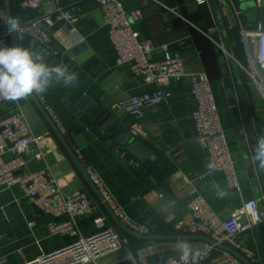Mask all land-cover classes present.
Here are the masks:
<instances>
[{
	"label": "crops",
	"instance_id": "obj_1",
	"mask_svg": "<svg viewBox=\"0 0 264 264\" xmlns=\"http://www.w3.org/2000/svg\"><path fill=\"white\" fill-rule=\"evenodd\" d=\"M120 2L126 12L141 11L143 21L135 29L143 39L154 47L166 44L170 50L178 51L187 72L202 70L207 75L221 126L230 137L228 146L236 165L239 191L230 190L221 173H209L202 178L206 172V152L196 139L191 117L195 100L188 79L171 82L168 86L170 98L164 103L144 109L138 120L117 110L115 106L119 102L153 92L156 87L145 85L135 78L129 66L115 65L116 55L95 0H44L36 18H55L61 14L53 15L55 12L64 11L70 12L75 19L72 23L56 22L47 30L52 49L49 53L53 57L51 63H48L68 65L70 72L78 74V79L73 86L61 82L50 87L46 93L33 96L64 136L83 169L95 172L102 188L132 224L149 230L145 237L189 236L181 231L180 224L190 221L186 205L192 198V192L201 196L219 218L229 217L244 202L256 199L260 204L262 222L250 232L242 234L240 239L246 248L255 252L259 264H264V226L260 227L264 223V186L257 168L253 166L254 179L250 180L244 166L245 160L250 159L253 154V149L247 137L245 152L239 146L236 130L243 132L245 121L236 83L227 62L223 66L221 58L218 60L219 76L209 75L205 57L192 37L193 31L199 35L202 33L187 20L192 16L196 17L198 27L206 29L207 35L203 36L213 46L209 36L217 30L214 22L207 24L200 7L195 6L192 0ZM218 8L221 17L226 18V13L219 6ZM25 9L20 0H0V13L5 17L17 18L20 24L32 20L29 14H23ZM27 10L33 13L32 10ZM230 38L233 42L231 35ZM0 43L6 46L19 43L30 47L25 35L19 42L16 34L9 35L4 22L0 24ZM32 49L36 50L37 47ZM153 58L159 60L161 53L157 51ZM224 69H227L225 73ZM241 75L253 132L257 137L264 134V102L249 78L243 73ZM224 77L229 78V88H225L222 83ZM229 94L234 97L237 108L238 116L235 118H232L228 108ZM82 99L87 101L84 110L95 106L94 123L99 127L98 129L86 123L87 130L94 136L87 142L81 136L71 137L66 130L76 121L75 111L70 106L76 108ZM7 113L23 114L31 134L42 138L40 150L43 158L31 161L27 166V173L47 169L63 194L81 190L97 206L90 215L75 220L78 232L76 238L50 235L47 230L49 218L22 197L18 190L0 191V264H30L42 255L73 243L78 237L91 236L97 232L93 221L98 217H104L121 238L127 239L129 253L135 262L154 264L182 255L177 247L181 241L146 242L125 234L116 226L30 97L1 106L0 117ZM80 120L84 122L86 119L82 117ZM77 139L80 140L76 142ZM76 143H81L80 147ZM131 147L145 156L144 162L133 156L129 151ZM10 159L8 154L4 155L0 158V163ZM30 223L34 224L32 228L28 226ZM183 242L193 247L199 241ZM99 264H132V261H127L125 255L119 253ZM191 264H211V260L209 257Z\"/></svg>",
	"mask_w": 264,
	"mask_h": 264
},
{
	"label": "built area",
	"instance_id": "obj_2",
	"mask_svg": "<svg viewBox=\"0 0 264 264\" xmlns=\"http://www.w3.org/2000/svg\"><path fill=\"white\" fill-rule=\"evenodd\" d=\"M195 6L208 4L207 0H192ZM257 16L264 11L263 0H253ZM103 26L107 29L108 40L113 48L117 67L129 66L132 75L145 85H153L156 90L144 93L119 102L117 110L133 120H138L143 110L170 98L168 86L171 82H180L188 79L191 94L195 100V109L192 120L196 139L203 145L206 152V172L221 173L230 190L239 191L235 164L231 158L227 132L222 128L218 110L214 101L210 82L204 71L187 72L183 65L180 53L170 50L168 45L154 47L143 39L136 31L135 26L143 21L140 10L126 12L120 0H95ZM22 7L38 12L44 0H20ZM221 10L226 13L229 8L234 18V27L239 35V47L242 58L237 59L241 73L247 76L257 89L264 102V24L256 19L253 25L247 24L244 14L233 0H217ZM55 18L44 16L25 22L21 25V32L28 38L30 48L42 47L52 52L48 29L56 22L72 23L75 21L70 12H59ZM5 17L0 13V18ZM4 21L0 19V24ZM233 47L236 43L233 40ZM224 59L227 58L223 45L218 46ZM161 58H153L156 52ZM236 59V58H235ZM246 65L247 68L244 66ZM8 102L0 98V107ZM264 110V108H263ZM133 131V128L132 130ZM238 136L241 130H236ZM42 138L31 134L29 124L21 113H7L0 117V158L11 156L7 162L0 163V191L18 190L22 197L28 200L41 214L58 219L66 216L67 221H49L47 230L50 235H67L77 237L78 232L75 220L91 214L97 203L81 191L74 190L63 194L49 171L42 170L36 173H27V166L31 161L43 158L40 150ZM209 165H212L210 170ZM87 175L97 188L104 202L118 221L130 232L146 236L149 230L132 224L121 210L114 204L112 198L100 185V181L93 170L87 169ZM191 200L186 205L190 221L180 224L184 234L201 236L209 239L216 245L227 247L242 255L249 264H259L254 251L246 248L240 239L242 234L250 232L261 224L262 214L260 204L256 199L244 202L238 210L227 218H219L213 214L205 200L192 192ZM97 232L91 236L78 237L73 243L49 254L42 255L30 264H99L115 254L123 253L127 261L135 262L128 249V241L121 238L115 229L109 226L104 217L94 221ZM33 223L28 224L29 228ZM198 251L194 261L209 258L211 264H239L230 254L217 249L205 242H198L192 247ZM154 264H180L177 258L160 260Z\"/></svg>",
	"mask_w": 264,
	"mask_h": 264
},
{
	"label": "water",
	"instance_id": "obj_3",
	"mask_svg": "<svg viewBox=\"0 0 264 264\" xmlns=\"http://www.w3.org/2000/svg\"><path fill=\"white\" fill-rule=\"evenodd\" d=\"M208 4L205 6H201L199 8L205 22L207 24H210L211 22H214L215 26H216V31L213 32L212 34H210L209 38L212 41V43L214 44L216 50H217V54L220 55L222 57V53L221 51L218 49V46L223 45L225 53L227 55V58L224 59L222 57V62L221 64L223 66L226 65V62L229 66L230 72L234 78V81L236 83V87L238 90V95H239V99H240V103L242 105V113L244 116V121H245V125H244V129L242 134L239 135L238 140H239V146L240 149L242 151L245 152V138L247 137L249 139V142L251 144L252 149L254 148L255 144H256V137L255 134L253 132V128H252V124H251V120H250V116H249V112H248V107H247V100H246V93H245V86H244V82H243V78L242 75L240 73V70L238 68L237 65V61L235 59V54H234V47L232 45L231 42V38H230V34L231 37L233 38V40L236 43L237 49L239 51H241V48L239 47V35L238 32L236 30V28L234 27V25H232L227 18H222L220 13H219V8H218V4H217V0H207ZM255 7V5H254ZM54 9H52L53 11ZM33 13H31V11L25 9V11H23L24 15L29 14L28 16H30V19L34 20L37 16V12L32 11ZM59 13L58 11L55 12L53 15ZM211 14H212V18H211ZM32 16V17H31ZM47 17V16H46ZM50 17V16H49ZM247 24H254L256 21V10L252 12V16L251 17H247L246 15L244 16ZM228 29L230 31V34L228 33ZM13 36H15V34H13ZM37 52H40L41 54H43L46 57L45 62L48 63L51 60H53V57L50 55V53L46 50H44L42 47H37V49L35 50ZM227 71V69H224V73ZM223 73V74H224ZM225 76V74H224ZM222 83L224 84L225 88H229L230 87V83H229V78L224 77L222 80ZM30 99L32 100V102L34 103V105L36 106V108L39 110V112L41 113L42 117L44 118V120L47 122V124L50 126L53 134L56 136L58 142L61 144V146L64 148L65 152L67 153V155L69 156V158L71 159V161L73 162V164L75 165V167L77 168V170L79 171V173L81 174L82 178L84 179V181L86 182L87 186L90 188V190L92 191V193L95 195V197L97 198V200L103 205V207L108 211V214L110 216V218L113 220V222L116 224V226L119 227V229H121L123 232H125V234L146 241V242H154V241H199V242H205L208 243L210 245L215 246L217 249L226 252L228 254H230L231 256H233L235 259H237L240 263L242 264H249V262L239 253L224 247V246H220V245H216L214 244L212 241H210L209 239L205 238V237H201V236H169V237H145V236H140L137 235L133 232L128 231L119 221L118 219L114 216V214L111 212V210L109 209V207L107 206V204L104 202L103 198L101 197L100 193L98 192L97 188L94 186V184L91 182L89 176L87 175L86 171L83 169V167L81 166V164L79 163V161L77 160L76 156L74 155V153L72 152L71 148H69V146L67 145L64 136L57 130V128L55 127V125L52 123V121L50 120V118L47 116V114L44 112V110L42 109L40 103L37 101V99L32 95L30 96ZM87 101L85 99H82L77 105L76 108L70 106V109L72 111H75V118L76 121L71 124L69 127H67V132L70 133L71 137L77 138L78 136H81L83 138L84 141H89L91 139H93V135L91 134V132H89L86 128V123L92 124L93 126H96V128L99 129V127L94 123V120L96 118L95 112L93 111L95 106H93V108H88L87 110H84L83 107L85 105ZM227 103H228V108L230 111V114L232 116V118H235L236 116H238V112H237V108L235 105V101H234V97L231 96V94L228 95V99H227ZM97 109V108H96ZM82 110V111H79ZM79 111V112H77ZM84 117L86 120L84 122H82L80 119ZM94 117V118H93ZM247 132V133H246ZM246 133V134H245ZM77 139L76 142H78ZM77 147H80L81 143H76ZM129 151L133 154V156L135 158H137L139 161L144 162L145 161V156H143V154L139 151H137L134 147L129 148ZM244 166L247 170V176L250 180L254 179V167L250 162V159H246L244 162ZM256 164H259V161L256 162ZM257 168V167H256ZM257 171L260 175V179L261 182L264 186V169H259L257 168ZM49 218L50 221H54V222H58V221H67V217L66 216H61L58 219H52L51 217L47 216ZM264 226L260 225V227Z\"/></svg>",
	"mask_w": 264,
	"mask_h": 264
},
{
	"label": "clouds",
	"instance_id": "obj_4",
	"mask_svg": "<svg viewBox=\"0 0 264 264\" xmlns=\"http://www.w3.org/2000/svg\"><path fill=\"white\" fill-rule=\"evenodd\" d=\"M4 21L7 33L16 34V40L22 41L23 34L17 18L7 16L0 18ZM46 57L30 47L17 43L6 46L0 43V98L18 102L34 94H44L53 85L73 86L78 79L76 72H70L68 65H53L45 62ZM259 161L257 165L256 162ZM250 162L254 167L264 169V134L256 137V144ZM212 165H209L210 170ZM223 195V194H222ZM178 250L182 253L180 264L194 261L199 252H193L187 242H179Z\"/></svg>",
	"mask_w": 264,
	"mask_h": 264
},
{
	"label": "trees",
	"instance_id": "obj_5",
	"mask_svg": "<svg viewBox=\"0 0 264 264\" xmlns=\"http://www.w3.org/2000/svg\"><path fill=\"white\" fill-rule=\"evenodd\" d=\"M256 19H259L261 22H263L264 11L259 16H256ZM187 21L191 23L193 27L199 29V31L202 33L201 35H199L197 32L193 31L192 37L194 44H197L198 48L202 51L203 57H205L204 61H206L207 72L211 77L219 76L220 67L218 65V60L220 58L222 59V57L217 54L216 48L205 38V36H203L204 34H206V29L198 27V21L196 17L192 16ZM228 33L230 34V31H228ZM234 54L236 59H240L242 57L241 51H239L236 47H234Z\"/></svg>",
	"mask_w": 264,
	"mask_h": 264
},
{
	"label": "rangeland",
	"instance_id": "obj_6",
	"mask_svg": "<svg viewBox=\"0 0 264 264\" xmlns=\"http://www.w3.org/2000/svg\"><path fill=\"white\" fill-rule=\"evenodd\" d=\"M236 7L243 12L244 16L246 15L247 17L252 16V12L255 11L254 7V1L253 0H233ZM262 6H264V0L262 1ZM226 18L227 20L233 25L234 24V18L232 16V13L229 8H226ZM264 22V21H263ZM264 24V23H263ZM246 68L247 66L244 65ZM227 141L229 137V134H227ZM235 164V163H234ZM235 170H236V165H235ZM237 173V170H236ZM237 180H238V174H237ZM239 184V182H238Z\"/></svg>",
	"mask_w": 264,
	"mask_h": 264
}]
</instances>
